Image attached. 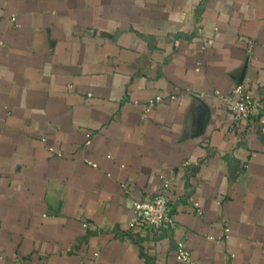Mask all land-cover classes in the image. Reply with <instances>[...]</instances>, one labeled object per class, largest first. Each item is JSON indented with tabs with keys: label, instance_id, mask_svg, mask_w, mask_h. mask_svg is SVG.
Here are the masks:
<instances>
[{
	"label": "crops",
	"instance_id": "1",
	"mask_svg": "<svg viewBox=\"0 0 264 264\" xmlns=\"http://www.w3.org/2000/svg\"><path fill=\"white\" fill-rule=\"evenodd\" d=\"M244 81L264 0H0V264H264V134L217 93ZM165 179L176 226L133 224Z\"/></svg>",
	"mask_w": 264,
	"mask_h": 264
},
{
	"label": "built area",
	"instance_id": "2",
	"mask_svg": "<svg viewBox=\"0 0 264 264\" xmlns=\"http://www.w3.org/2000/svg\"><path fill=\"white\" fill-rule=\"evenodd\" d=\"M217 93L221 97L223 106L231 115L234 124L246 120L255 126H259L260 131L264 134V90H262L261 95L256 96L248 89L247 82L244 81L237 84L230 94ZM164 97L162 94H158L150 98L147 109L152 108ZM162 178L164 179L163 176ZM168 189L169 181L165 179L159 192L136 201L134 204L136 218L133 224L140 223L145 228L157 231L176 226V218L167 195ZM198 211L201 213L202 210L199 208ZM226 230L229 231L230 229L226 228ZM176 257L178 260L195 264L191 252L183 243L177 245Z\"/></svg>",
	"mask_w": 264,
	"mask_h": 264
}]
</instances>
